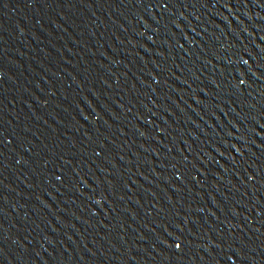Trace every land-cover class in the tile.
I'll return each mask as SVG.
<instances>
[{"label":"water","instance_id":"water-1","mask_svg":"<svg viewBox=\"0 0 264 264\" xmlns=\"http://www.w3.org/2000/svg\"><path fill=\"white\" fill-rule=\"evenodd\" d=\"M0 264H264V0H0Z\"/></svg>","mask_w":264,"mask_h":264}]
</instances>
